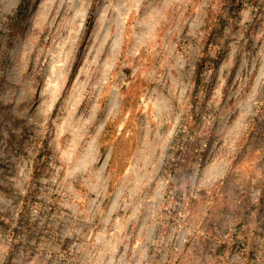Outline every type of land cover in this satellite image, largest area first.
Listing matches in <instances>:
<instances>
[{
	"label": "rangeland",
	"instance_id": "1",
	"mask_svg": "<svg viewBox=\"0 0 264 264\" xmlns=\"http://www.w3.org/2000/svg\"><path fill=\"white\" fill-rule=\"evenodd\" d=\"M0 264H264V0H0Z\"/></svg>",
	"mask_w": 264,
	"mask_h": 264
},
{
	"label": "trees",
	"instance_id": "2",
	"mask_svg": "<svg viewBox=\"0 0 264 264\" xmlns=\"http://www.w3.org/2000/svg\"><path fill=\"white\" fill-rule=\"evenodd\" d=\"M201 76H202V71H201V64H199L198 66V71H197V76L195 78V86H200L201 83H202V79H201Z\"/></svg>",
	"mask_w": 264,
	"mask_h": 264
}]
</instances>
